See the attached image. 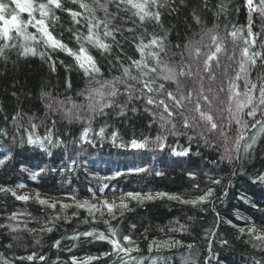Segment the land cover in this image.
I'll return each mask as SVG.
<instances>
[{
	"label": "trees",
	"instance_id": "1",
	"mask_svg": "<svg viewBox=\"0 0 264 264\" xmlns=\"http://www.w3.org/2000/svg\"><path fill=\"white\" fill-rule=\"evenodd\" d=\"M82 2L93 12L72 0H62L65 8L82 13L79 23H73L67 12L56 10L59 20H49V30L77 51L79 44L73 34L87 35V21L93 16V23L102 21L94 32L111 50L103 52L85 42L99 73L90 76L73 56L48 48L31 25L27 31L37 34L36 41L15 37L9 42L15 47L0 55V160H4L0 187L10 189L0 191V264H73L72 257L79 264H264V239L238 230L264 228V182L257 179L264 174V115L257 112L255 120L262 124L253 127L255 121L246 115L249 109H244L240 116L247 127L242 129L233 118L236 98L230 100L233 84L237 86L233 91L241 94L246 84L264 86V60L259 58L254 65H246V78L243 74L236 78L245 47L250 54L264 53V16L250 10L246 0H158L157 4L149 2L145 11L159 12V20L153 15L143 21L131 5L119 4L118 8V0ZM0 3L8 5L7 16L15 9L10 0ZM15 11L22 20L28 19L27 13ZM36 16L39 18L38 13ZM250 24L254 45L245 43L250 39ZM104 25L113 31L115 40L104 36ZM238 29L236 37L230 35ZM213 36L217 37L215 43ZM153 38H158V45H150ZM141 42L150 46L144 50L142 69H138L132 61L142 59L137 50ZM25 44L34 47L37 55H21ZM216 45L221 47L218 53ZM151 53H158V59ZM213 53L216 59L209 61L210 70L205 71V61ZM124 68H129V75ZM169 71L176 74L175 80L164 79ZM149 81L152 92L145 87ZM161 84L164 88L157 91ZM113 90L115 96L110 94ZM169 92L182 107L168 98ZM253 96L258 104L259 91ZM149 98L163 100L172 115L162 105L148 104ZM197 102L201 111L213 117L217 129L209 130L211 123L201 119ZM103 105L110 107H103L101 113ZM185 117L192 127H184ZM85 128L91 129L87 140L81 138ZM113 132L118 134L115 138ZM49 134L51 142L44 139ZM240 135L244 139L237 151ZM29 137L44 140V148L28 143ZM157 137L164 140L158 142ZM133 139H146L147 146H122ZM245 144H252L248 152ZM173 149L190 151L177 156ZM226 149L231 160L224 158ZM135 168L147 171L129 172ZM40 169L44 171L32 179L31 174ZM116 172L124 175L105 179ZM24 187L37 194L18 200L15 190ZM210 188L212 196L197 206L167 196L125 199L128 209L122 214L116 211L115 219L106 210L103 218L99 212L93 218L87 208L75 207L76 202L85 201L100 207L106 197L118 199L115 203L119 204L128 192L141 197L167 193L193 200ZM37 195L56 207L40 204ZM61 204L72 207L61 208ZM57 216L61 219H54ZM104 220L124 246L139 250L105 256L112 252L107 240L83 235L72 239L85 232L109 235ZM123 236H129L131 243L123 241ZM33 253V260L26 259ZM88 257L99 259L87 261Z\"/></svg>",
	"mask_w": 264,
	"mask_h": 264
},
{
	"label": "snow or ice",
	"instance_id": "2",
	"mask_svg": "<svg viewBox=\"0 0 264 264\" xmlns=\"http://www.w3.org/2000/svg\"><path fill=\"white\" fill-rule=\"evenodd\" d=\"M73 3L78 4L80 8L85 9L89 13H92L93 10L89 8V6L86 3H83L82 0H72ZM149 2L152 4H157L158 0H118L117 7L119 8V4H128L131 5L133 8H135L136 15L139 16L140 20L143 21L145 17L153 16L156 20H159L160 18V13L156 12L155 14L150 13L145 11L147 8ZM11 4H14L15 9L13 12L10 14L9 17L5 16V12L8 9V5L4 3H0V55H3L5 52V49L9 47H15V45L10 44L9 42L12 41L15 37H22L24 41H36L37 40V34H39V40L43 42L48 48H51L53 50L59 49L62 51H65L68 53V55L73 56L78 63L79 67L85 70L86 74L92 75L95 73H99L100 69L96 65V61L92 55L89 54L88 48L85 47V42L87 44L102 50L103 52H109L111 50V45L108 43H105L101 39H99L98 35L94 32V29H98L100 25L103 23L102 21L96 20L95 23H93V20H95V17L93 16L92 19H88L87 21V35L81 36L80 34L74 33L73 37L76 39L77 43L79 44V48L77 51H73V49L69 48L67 44L63 43L62 40L57 39L52 31L49 30V20L55 22L59 20V17L55 15L56 10H62L65 11L69 14L71 17V20L73 23L78 24L79 19L82 15L81 12L75 11L71 8H65L64 4L62 3V0H10ZM247 6L249 7L250 10L257 11L259 12L262 16H264V0H259V4H255L254 0H246ZM160 7H163V5H159ZM15 10H18V13L23 14L27 13L28 19L27 20H22L20 15L17 14ZM106 10V9H105ZM39 14V18H37L36 14ZM31 25L36 29V33H29L27 31L28 26ZM105 31H104V36L105 37H112L113 40H115V36L113 35L112 30H108L107 25H104ZM128 31H132V29H128ZM241 30L234 31L230 33L233 37H236L238 32ZM247 33L248 37L250 39H246L245 43H251L255 44V39L254 36L255 34L252 32V25L250 24L247 27ZM213 43L216 42L217 37L213 36L212 37ZM150 45H158V38H153L152 41L150 42ZM150 45H144L142 42L141 44L137 45V50L141 53V60H133L132 64L136 66L138 69H142V64H143V57H144V50L145 48L149 47ZM221 51V47L219 45H216V53ZM197 52H199V49H197ZM21 55L27 56V55H37V51L34 47L27 46L26 44L23 46V51L20 53ZM42 57L44 53H39ZM153 58L158 59V53H151ZM242 56L245 58L244 60L241 61L240 63V70L237 73L236 78L240 79L241 74L246 78L248 76V71H247V64H252L254 65L256 63L257 58L264 60V53L260 52H252L251 54L249 53V48L245 47L242 50ZM216 59L215 53L210 55L208 59L205 61V71H209L211 65L209 64V61H213ZM143 67H146V65H143ZM125 75H129V68H124L123 69ZM151 71L155 72L156 69L152 68ZM185 73L181 70L180 75H184ZM190 74V73H189ZM147 75V73H145ZM175 73H172L169 71V74L164 76L165 80H175ZM134 79V77H133ZM151 81L147 82L145 84V87L148 89L149 92H152L153 89L150 87ZM246 91L241 94L239 91H233V89H236L237 86L233 84L230 88V91L232 92V96H230V100L236 98V111L233 114V118L235 119V122L237 124H241L242 129L247 127V123L243 122L241 119L240 114L244 111V109L248 108L249 111H247L246 115L250 116L254 119L255 123L252 124L253 127H255L257 124H262L260 120H255V117L257 115V112L259 111L261 115H264V86H259L257 84H246ZM164 88V85L161 84L159 86V89L157 91L162 90ZM258 90L259 91V103L256 104L254 103V96L253 92ZM111 95L115 96L116 91L113 90ZM241 95H243L244 99H240ZM168 98L171 100L175 101L176 106L182 107L181 103L179 100H176L175 96L172 95L171 92L167 93ZM191 97V93H189V99ZM203 100L208 101L207 96H202ZM185 99V97H181V100ZM148 104H158V106L162 105L164 108V111L168 113L169 116L172 115L171 110L168 107V104H166L163 100L160 101H154L152 98H149L147 100ZM103 107H110V105H103L101 107V113ZM92 111H96V109H92ZM196 111L199 113L201 119L207 120L211 123L210 131L217 129V124L213 122V117L209 114L204 113L203 111L200 110V104L197 102L196 104ZM163 119V117H161ZM184 127H192L190 125L187 117L184 118ZM91 131L90 128H85L82 132L81 138L84 140H87V134L88 132ZM261 131L264 132V126L261 127ZM99 134L101 136L104 135V128H101L99 131ZM118 134L113 132L112 136L115 138ZM44 139L49 140L51 142V134H49L48 137H45ZM189 140L192 139V137L188 138ZM244 139L243 135H240L239 139L236 141L235 148L238 151L240 148V141ZM158 142L163 141L164 137H157ZM115 142V139L113 140ZM28 143L30 144H38L41 148H44V140L37 138L36 140H33L31 137H29ZM90 143V141H89ZM255 143V138H252V144ZM252 144H245L244 145V150L245 152H248L252 148ZM122 146H129L133 149H143L147 146V140L143 141H137L136 139H133L129 142L128 145H122ZM159 147L163 148L164 144L159 143ZM174 155L181 156V155H187L190 149H184L183 151H176L175 149L172 150ZM226 151V156L224 158L231 160L232 156L227 155L228 149ZM4 160H0V164H3ZM75 163V161H73ZM44 169H40L38 172H34L31 174V178L35 179L40 173H42ZM147 169L145 168H135V169H129V172H145ZM157 175H160L161 173H156ZM124 175V173L121 172H116L113 177H107L105 179H115V177ZM191 176L192 174L189 173ZM258 181L264 182V174H260L257 177ZM213 183L219 184V180H213ZM22 187V186H21ZM104 188H107V185L103 186ZM198 187V186H197ZM103 189H101L102 191ZM0 191H10V189H6L3 187H0ZM213 194V190L210 188L208 189L203 195L197 197L196 199L193 200H182L178 196H169L167 193H157L156 197H153L151 194H147L146 196L141 197L140 193H133V192H128L126 194H123L121 196V202L119 204H116L115 202L109 203L107 200H104L101 202V206L97 207L96 205H89L87 201L84 203L76 202L75 207L77 208H87L89 214L95 218V213L99 212L100 217L103 218L105 215V210L107 212V215L111 217L112 219H115L116 216V211H120L121 214L123 213L124 210L128 209V204L124 202L125 199H132V200H138L141 201L143 199H154V198H162V197H168L169 199H176L179 200L183 204H191L193 206H197L199 204H203L208 198H210ZM13 196L16 194L13 192ZM18 200H28L30 197L28 196H17L16 197ZM243 199V197H241ZM36 199L38 202L42 205H48L51 208H55L56 204H49L48 201L40 199L39 195H37ZM74 199V198H73ZM61 208H69L72 207V205H65L61 204ZM253 207H256V205H253ZM75 215V213H74ZM241 218V217H238ZM54 219H61L60 216L54 217ZM243 219V218H241ZM105 224H108V229L107 232L109 235H105V233L100 232H85L83 234H77L72 237V239H78L80 235H83L85 237H93L95 236L97 239L100 240H107L111 245H112V252L111 253H104L103 255L108 256V255H113V254H118V253H124L128 254L133 250L138 251L139 249H130L126 246H124L121 243V239L117 238V232L116 230L109 224L108 220L103 221ZM227 223L231 224V221H227ZM245 223H248L247 220H245ZM181 228L183 229L184 226L181 225ZM43 230V229H42ZM51 228H48L47 231H51ZM240 233H245L247 231L248 234H254L256 229L255 227H249L247 229L245 228H240L238 229ZM123 241H127L131 243V238L129 236H123L122 237ZM255 239L261 240L264 239V236H255ZM176 244H179V242H175ZM223 243H227V241H224ZM60 241H56V245L59 246ZM174 246V245H173ZM159 247V245H157ZM189 248L192 247V245H188ZM35 257V253L32 255H29L26 257L28 260H33ZM24 259V258H22ZM39 259L43 260L44 257L41 256ZM94 259H99V257H88L87 261H91ZM72 262L73 264H79V262L76 260L75 257H72ZM123 264V262H122ZM259 264V262H257Z\"/></svg>",
	"mask_w": 264,
	"mask_h": 264
},
{
	"label": "rangeland",
	"instance_id": "3",
	"mask_svg": "<svg viewBox=\"0 0 264 264\" xmlns=\"http://www.w3.org/2000/svg\"><path fill=\"white\" fill-rule=\"evenodd\" d=\"M6 17H9L7 15H5ZM16 194L18 196H30V195H35L37 194L36 191L30 189V188H27V187H24V188H21V189H16L15 190ZM105 200H107L109 203H112V202H115V201H118V199H115V198H112V197H106ZM256 231L255 233L257 235H260V236H264V228L262 227H255Z\"/></svg>",
	"mask_w": 264,
	"mask_h": 264
}]
</instances>
